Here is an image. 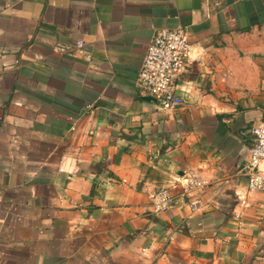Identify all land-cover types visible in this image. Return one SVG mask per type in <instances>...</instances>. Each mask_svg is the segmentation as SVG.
Segmentation results:
<instances>
[{
	"label": "crops",
	"instance_id": "0c3cea01",
	"mask_svg": "<svg viewBox=\"0 0 264 264\" xmlns=\"http://www.w3.org/2000/svg\"><path fill=\"white\" fill-rule=\"evenodd\" d=\"M174 26L193 58L186 104L164 109L137 74ZM4 48L0 264H264V191L234 216L264 117V0H0ZM190 169L211 183L184 194Z\"/></svg>",
	"mask_w": 264,
	"mask_h": 264
},
{
	"label": "built area",
	"instance_id": "2783aa9c",
	"mask_svg": "<svg viewBox=\"0 0 264 264\" xmlns=\"http://www.w3.org/2000/svg\"><path fill=\"white\" fill-rule=\"evenodd\" d=\"M76 45L81 46L82 41L78 40ZM55 47L70 54L73 53L68 45L60 42L56 43ZM193 49L194 44L183 27L158 28L147 46L137 74V83L142 93L154 96L159 106L164 109L185 105L187 100L183 95L176 93L175 84L179 76L187 71L193 58ZM8 53V50L2 49L0 58ZM17 61V59L12 63L3 61L1 65L7 68L13 66ZM251 131L253 140L248 148V156L243 167L246 176L245 190L236 195L235 217H240L244 208L248 206L249 192L264 191V117L252 126ZM176 182L180 184L184 194L203 189L211 183L207 177L202 176L195 169L181 174ZM172 201L173 195L167 186L161 187L151 194V203L155 212L166 210ZM194 203L195 201H191V204Z\"/></svg>",
	"mask_w": 264,
	"mask_h": 264
},
{
	"label": "water",
	"instance_id": "95a60500",
	"mask_svg": "<svg viewBox=\"0 0 264 264\" xmlns=\"http://www.w3.org/2000/svg\"><path fill=\"white\" fill-rule=\"evenodd\" d=\"M142 98H144L146 100L156 101V98L150 94H144V95H142Z\"/></svg>",
	"mask_w": 264,
	"mask_h": 264
}]
</instances>
